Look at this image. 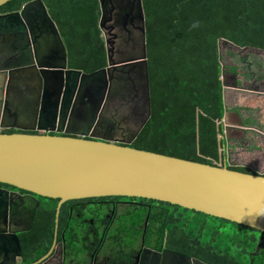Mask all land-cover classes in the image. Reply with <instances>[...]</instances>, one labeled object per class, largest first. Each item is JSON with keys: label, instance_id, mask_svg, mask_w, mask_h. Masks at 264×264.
<instances>
[{"label": "water", "instance_id": "obj_1", "mask_svg": "<svg viewBox=\"0 0 264 264\" xmlns=\"http://www.w3.org/2000/svg\"><path fill=\"white\" fill-rule=\"evenodd\" d=\"M8 1L0 0V7ZM100 2V26L104 34L108 29L127 30L130 23L137 22L141 49L133 57L116 60L112 40L105 34L108 66L90 73L69 67L68 49L43 0H31L19 11L0 13V36L26 38L25 48L29 54L0 70V130L11 127L42 131H0V182L64 200L107 195L150 198L264 232V172L253 174L231 169L229 149L228 164L214 165L130 145L152 114L143 0ZM113 12L115 22L108 25L112 20L108 14ZM44 31L56 39L58 46L42 58L38 42ZM223 43L242 50L264 51L221 39V55ZM222 64L226 105V91L231 86L226 83L225 64ZM125 69L128 73L142 71L143 98L147 106L146 115L132 136L111 139L87 132H70L66 126L78 86L88 80L95 81L98 76L104 77L107 72ZM51 83L56 85L55 96ZM229 113L226 106L225 132L230 139L232 129L244 126L230 123ZM14 238L20 249L18 234L15 233ZM185 258L189 264H209L187 254Z\"/></svg>", "mask_w": 264, "mask_h": 264}, {"label": "trees", "instance_id": "obj_2", "mask_svg": "<svg viewBox=\"0 0 264 264\" xmlns=\"http://www.w3.org/2000/svg\"><path fill=\"white\" fill-rule=\"evenodd\" d=\"M29 1L10 0L0 7V13L19 11ZM43 1L68 49L69 67L90 73L108 66L107 43L100 26V0ZM143 7L152 114L130 145L226 165L229 139L224 123L226 105L220 40L264 50V0H143ZM237 69L231 66L236 74ZM230 168L257 173L243 165L234 164ZM142 199L174 207L175 224L162 228V240L167 232L174 233L176 244L186 243L191 255L211 264L250 263L241 254L236 255L234 249H217V243L212 242L222 232L221 227L227 225L243 233L257 229L169 202ZM213 222L217 224L216 230ZM205 237L211 239L203 241ZM255 245L250 240L242 247L243 251ZM26 247L25 255L31 260L33 247L29 244ZM213 253L219 261L209 258Z\"/></svg>", "mask_w": 264, "mask_h": 264}, {"label": "flooded vegetation", "instance_id": "obj_3", "mask_svg": "<svg viewBox=\"0 0 264 264\" xmlns=\"http://www.w3.org/2000/svg\"><path fill=\"white\" fill-rule=\"evenodd\" d=\"M108 18H112L108 25L114 24V12L109 13ZM129 25L127 30L108 29L111 30L116 60L133 57L140 52L141 35L137 22ZM40 38L38 49L43 58L46 52H53L52 48L58 43L49 37L47 31ZM27 43L28 40L20 35L0 36V70L11 67L23 57L27 58ZM47 61L56 62L54 59ZM126 70L107 72L104 77L98 76L95 81L88 80L78 86L66 126L70 132H87L111 139L119 138L118 135L125 139L132 136L144 119L140 111L143 78L140 70L130 73ZM51 87L55 96L57 92L53 89L56 85L51 83ZM126 102L135 108L125 114L122 104ZM236 109L240 108L232 109V114H236L237 122L244 128L233 129V134L246 137L249 132H257L246 125L243 114L238 117ZM9 129L42 132L11 127L2 130ZM237 165L253 168L247 164ZM173 208L135 196L107 195L64 200L0 182V264H189L185 254L193 255L186 243L176 244L175 234L171 232H167L162 240V228L175 224ZM43 213H47L46 216ZM181 218L187 220L186 215ZM248 232L252 235L243 242V247L250 240H254L255 247L246 249V252L242 248L243 252L236 251V255L249 259V264L252 260L253 264H264V232L248 230L241 233L248 235ZM15 233L20 239V249ZM259 243L261 246L257 250ZM28 244L33 247L30 253L34 258L31 260L25 255ZM209 258L219 261L217 254Z\"/></svg>", "mask_w": 264, "mask_h": 264}, {"label": "rangeland", "instance_id": "obj_4", "mask_svg": "<svg viewBox=\"0 0 264 264\" xmlns=\"http://www.w3.org/2000/svg\"><path fill=\"white\" fill-rule=\"evenodd\" d=\"M105 32L111 39V30ZM223 62L225 64L226 83L231 86L227 90V104L231 109L236 107L242 110L246 125L249 128L257 130V132H249L246 137L243 135H235L230 131L232 138L229 147L231 162L234 164H247L252 166L259 172H264V51L257 49H239L230 44H222ZM231 66H236L237 74L231 70ZM141 96V113L146 115L145 99ZM122 110L132 112L135 106L132 103L122 104ZM139 106V108H140ZM138 108V109H139ZM230 109V112L232 110ZM236 116V114H234ZM237 122V118L231 117L229 122L233 124ZM117 136V135H116ZM245 136V134H244ZM121 139H125L119 136ZM217 224L213 222V228ZM222 232L213 240V244L217 243L215 248L230 247L235 251H242L243 242L248 241L251 233L243 235L239 230L231 228L230 225L221 227ZM211 237H205L203 241H207ZM236 252V253H237ZM243 252V251H242Z\"/></svg>", "mask_w": 264, "mask_h": 264}, {"label": "clouds", "instance_id": "obj_5", "mask_svg": "<svg viewBox=\"0 0 264 264\" xmlns=\"http://www.w3.org/2000/svg\"><path fill=\"white\" fill-rule=\"evenodd\" d=\"M227 92V91H226ZM226 106H227V109L230 111V106L228 105V104H226ZM232 110V109H231ZM236 110H238V111H240V109H236ZM237 113V112H236ZM240 114H241V111H240ZM240 114H238L239 116L238 117H241L240 116ZM229 115H231L232 117L234 116L231 112L229 113ZM71 117V116H70ZM225 123V122H224ZM237 124L239 125V124H241V123H239V122H237ZM237 124H234V125H237ZM236 129H238V128H236ZM233 130V129H232ZM231 130V131H232ZM0 131H2V129L0 130ZM228 139H229V137H228ZM231 140H232V138L230 137V139H229V141H228V149H229V147H230V142H231ZM228 149H227V156H228ZM227 164H228V162H227ZM233 165H234V163H233ZM258 172V171H257Z\"/></svg>", "mask_w": 264, "mask_h": 264}, {"label": "crops", "instance_id": "obj_6", "mask_svg": "<svg viewBox=\"0 0 264 264\" xmlns=\"http://www.w3.org/2000/svg\"><path fill=\"white\" fill-rule=\"evenodd\" d=\"M227 93V92H226ZM226 102H227V94H226ZM234 115V114H233ZM241 115H242V112H241ZM243 116V115H242ZM232 116L229 115V119L231 118ZM237 118L235 115L233 116V119ZM233 124H237V122H234L233 121Z\"/></svg>", "mask_w": 264, "mask_h": 264}]
</instances>
